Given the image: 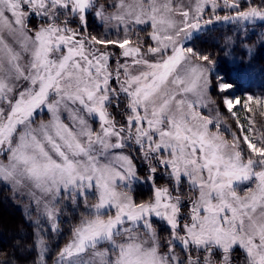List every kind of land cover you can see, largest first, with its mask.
I'll use <instances>...</instances> for the list:
<instances>
[{
    "label": "snow or ice",
    "instance_id": "6c2138e0",
    "mask_svg": "<svg viewBox=\"0 0 264 264\" xmlns=\"http://www.w3.org/2000/svg\"><path fill=\"white\" fill-rule=\"evenodd\" d=\"M225 24L250 64L264 0H0V185L32 264H264V96L185 44Z\"/></svg>",
    "mask_w": 264,
    "mask_h": 264
},
{
    "label": "trees",
    "instance_id": "16d2710c",
    "mask_svg": "<svg viewBox=\"0 0 264 264\" xmlns=\"http://www.w3.org/2000/svg\"><path fill=\"white\" fill-rule=\"evenodd\" d=\"M229 35H232L230 26L225 24L218 26L211 37L202 36L200 39L188 42L186 46H192L205 54H210L216 61V70L235 82L234 90L240 97L243 98L248 94L264 96V50L257 48L255 57L249 64L242 45L235 48L226 45V37ZM255 41L256 37L253 36L248 43L251 45ZM233 58H236L237 61L243 59L244 63H234ZM253 107L254 111L249 115L253 117L256 128L260 129L264 127V116L260 115L261 112H264V107ZM239 115L243 118L244 113L241 111ZM227 124L229 130L224 132V135L231 139V133L235 131V127L231 120L227 121ZM31 232L28 216L13 205L9 190L0 185V250L6 253V255L0 254V261L11 260L14 257L13 264H32L34 253L29 248ZM17 242H19L20 247L14 248L13 246ZM57 243L60 241H50L53 256Z\"/></svg>",
    "mask_w": 264,
    "mask_h": 264
},
{
    "label": "rangeland",
    "instance_id": "374dc122",
    "mask_svg": "<svg viewBox=\"0 0 264 264\" xmlns=\"http://www.w3.org/2000/svg\"><path fill=\"white\" fill-rule=\"evenodd\" d=\"M143 27V26H141ZM188 41L185 42L187 44ZM225 137L228 139V137L225 135ZM230 140V139H229ZM5 187L4 185H2ZM244 185H241V188H243ZM9 190L11 198H12V203L15 207L21 209L27 216L29 212V207H28V201L26 198H21L18 194H14L8 187H5Z\"/></svg>",
    "mask_w": 264,
    "mask_h": 264
}]
</instances>
